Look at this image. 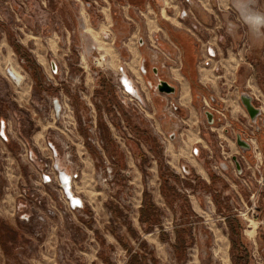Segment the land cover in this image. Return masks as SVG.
Returning <instances> with one entry per match:
<instances>
[{"label": "rangeland", "instance_id": "1", "mask_svg": "<svg viewBox=\"0 0 264 264\" xmlns=\"http://www.w3.org/2000/svg\"><path fill=\"white\" fill-rule=\"evenodd\" d=\"M87 1L94 5L97 11L85 8ZM103 1L105 0H0V112L5 114L6 119H10L12 125L15 123L17 127L20 126L23 135L30 131L31 135L33 131L37 132L51 123L48 98L55 94V88L46 86L50 61H55L60 68L59 75L53 80V83L57 84L56 88L60 86L71 94L73 92L78 94V91L92 92L90 100L95 110L96 107H100L104 115L107 104L104 106L105 98L101 97L100 91H109L110 94L103 96L113 101L114 107L120 109L125 116L124 121L114 123L116 129L112 128L110 134L103 123L97 126L100 128L98 130L104 143L105 156L111 160L113 166L112 180L106 186L96 181L101 158L93 148L88 150L95 166L96 187L103 195L100 203H97L99 200L94 203L89 201L88 204L83 203L84 217L80 218L82 231L78 227H72V231L76 228L78 232L80 231L75 238L84 248V250L80 248L84 255L78 259L77 264H88L86 254L94 252L96 259L89 264H117L118 260L111 257L114 249L126 253L124 264H264V232L263 226L259 224L264 220V198L261 197L264 192H260L254 177L248 172L244 173L241 167V176L247 186L231 173L223 172L222 178L218 174L219 171L209 166L201 151L197 159L207 165L212 186L205 187L193 175L190 176L192 177L190 180L189 177L174 174L164 160L165 142L162 143L163 138L159 136V119H163L162 103L156 99L152 103L149 100L146 116L132 106L118 107L113 90L116 73L112 69V64L108 67L106 65V70H103L92 62L97 52L94 49L95 39L102 37L100 34L102 29L108 31V37H111L113 32L114 36L118 37L115 40V48L121 50L120 54L124 56L118 42L119 38L131 35L145 37V25L143 17L136 12L138 16L132 22L124 19L127 14L123 8L125 0H108L112 6L110 14L113 16V24L100 25L98 29L97 14ZM127 1L137 5L149 2L155 10L157 6L159 7V0ZM250 6L264 11V0H250ZM88 14L91 25L88 23ZM164 27L168 31H174L176 34H172L175 37L181 38L179 43L184 52L190 53L189 56L193 54L185 38L187 31L183 26L171 24ZM244 27L240 34L242 37L239 43L240 50L247 47L246 37H264V29L253 32L247 30V25ZM235 28L234 26L231 34ZM10 48L14 52L18 48V54L24 57L23 60L15 56L16 53L10 51ZM174 51L178 56L179 49L175 47ZM143 52H146L144 48ZM28 61L33 62L38 68L34 71V77L26 69ZM7 67L19 75L20 85L16 86L15 82L7 77L5 74ZM65 68L68 69V73ZM69 71L78 73L69 76ZM148 76L150 75L145 79H148ZM101 82L106 90H102L103 86L99 87ZM142 87L144 88L143 85ZM190 87L194 96L193 101L196 102L200 114L201 104L198 95H204L205 91L195 82H190ZM21 90L25 92L23 95H20ZM13 109L15 114L12 113ZM177 114L180 116L179 110ZM170 120L176 122L171 118ZM177 123L179 129L180 122ZM220 123L217 122L216 126ZM50 130L51 127L47 131ZM165 130L170 131L168 127ZM201 135L209 138V133L204 128H201ZM7 149L10 154L2 153L4 147L0 143V264H29L25 258L36 251V247H33L29 239V234L34 233V223L29 225L18 219V223H13L9 216L1 212L2 201L7 192L14 193L16 197L24 183L21 182L23 177L19 178L17 171L12 170L17 164L19 172L22 167L19 149L14 139ZM212 159L211 163L215 161ZM218 160L215 162L219 164ZM30 175L34 180V175L32 173ZM261 175L264 174L261 172ZM256 177L258 179L257 174ZM16 179H18L16 189H10L15 187ZM159 182L161 186L164 184L165 187L174 189V185H177L175 191L179 197L173 200L172 205L167 202L165 207L159 200ZM229 182L235 186L233 190L230 189ZM196 190L197 193L194 194ZM252 192L258 193L257 215L253 214L251 218L250 214H247L245 219L240 218L243 224L241 231L238 235L230 234L229 237L226 217L238 212L244 213ZM191 194L198 197L200 206L196 208V213L199 216L187 208L189 199L187 197L193 199ZM219 194L223 200L225 199L226 206L217 198ZM147 203L154 206V210L148 213L150 214V218H147V221H150L148 223L144 222L145 215L143 213L140 215V206L145 207ZM248 220L256 223L255 234L251 236L247 234ZM178 231L184 241L183 246L176 244L175 232ZM32 237L36 242L41 240L35 238L33 234Z\"/></svg>", "mask_w": 264, "mask_h": 264}, {"label": "crops", "instance_id": "2", "mask_svg": "<svg viewBox=\"0 0 264 264\" xmlns=\"http://www.w3.org/2000/svg\"><path fill=\"white\" fill-rule=\"evenodd\" d=\"M247 2L250 5V0H247ZM147 3L148 2L143 3L141 8L142 11L140 13H137L132 8L128 9L123 7L126 9L127 13L126 17H124L126 21L132 22L134 18H137L136 16L138 15L143 17V23L145 25L144 32L146 33L145 37H134V35H131L119 38L118 42L120 44V48H122V51L124 52V56L120 54L121 50H116L115 48V40L118 37H115L113 32L111 37L103 39L105 30L102 29L100 32L102 37H96L95 42L103 51L109 65L111 66L112 64V69L116 74L120 69H122L123 73L128 79L132 81L135 80L137 82L135 87L139 95H141V97L146 100L147 107L149 100L152 103L156 99L162 103L163 119H159V136L163 138L162 143L165 142L163 145L166 152L164 157L166 164L171 168L174 174L189 177L190 180L192 178L190 176L193 175L197 177V181L199 180L200 183L202 182L205 187H210L212 186V181L209 175V170L206 167L207 165L197 159V156L201 151L206 157L205 160L209 162V166L212 167V163L218 164L215 161L219 159V164L227 166L225 167V172H227V174L231 173L236 179L240 178L242 184L245 181L241 176L242 170L244 173L248 172V174L252 175L256 182L259 179L261 172L264 174V130L259 128L258 130H255V125L251 124L246 111L239 101V94L243 92V90H241L242 88H248L244 92L252 96L253 103L260 109L258 118L264 120V37H246L248 42L247 47L243 48V50H240L239 43L242 38L240 37V34L243 29H245L244 26L246 24L243 23L239 16L237 0H199V3L195 4L194 2V5L191 8L197 17L209 27V30L201 35V37H192L186 33L185 38L187 39L189 47L193 52V54L190 55L192 57L188 55L190 53L187 54L183 51V49L182 53L179 50V54L177 56L176 52L174 51L175 47L177 46L174 44V42L178 41L179 43L181 38L171 37L169 33L174 34L175 32L165 30L164 26L173 24L183 26L185 30L188 22H179L177 16L179 10L183 7H186L187 5H181V2L177 1L170 3L168 8H163L162 0H159V7L157 6L156 11L155 9L153 10L152 7ZM111 7L110 1L105 0L102 2V6L99 8L100 10H98V14L100 15L101 13L102 17L97 18L96 20V27L98 29L100 28V25L109 23L110 25L113 24V16L110 14ZM251 7L254 8L253 6ZM95 10L97 11V9ZM229 21L235 24L236 28L234 29V32L232 34L230 33L229 35H226L230 37H223L222 40L218 41V43H215L214 37H212L214 35V31L212 29L213 26L218 22L223 25ZM88 23L90 24L89 14ZM247 30L249 31V28ZM152 38L157 39L163 50L171 56V63H169L168 68L164 70V74H162V71L156 70L155 75L158 76L157 78L159 80H164L174 87V93L172 95L160 94L158 92L153 93L146 87L147 81L153 84L156 83L153 68L148 62V42ZM208 41L214 45L216 57L212 61L211 67H203V65L200 63V59L201 55L204 53L203 44ZM143 48L146 50V52H143ZM10 51L13 50L11 49ZM13 53L15 54L14 51ZM141 59H145L148 65L147 75H150L148 76V79H145L147 75L141 76L139 74L138 67ZM51 63H54L55 67L57 68L56 62L50 61V71H52ZM135 67L136 69H134ZM214 68H217V70H214ZM65 70L67 71L66 73H68V69L65 68ZM149 70L151 71L149 72ZM173 71L177 72V74H173L175 73ZM75 73H78V71H71L69 76H73ZM10 74L13 75L11 72ZM139 78L142 82L139 81ZM190 82H195L205 91L204 95H198L200 97L201 104L200 114L198 112L199 110L197 109L198 107L195 104L196 102L193 101L194 96L191 91ZM20 84L21 83L19 82H15L16 86ZM69 90L70 89H68V91ZM65 93L70 98V104L75 117L79 121L81 118H84L86 121L94 122L97 130L100 129L97 126H99L100 123H103L110 134L112 128L116 129L114 123L122 121L118 110L116 112L113 110L112 112L111 110L106 109L105 115L102 113L100 107H96L95 110L94 104L90 100L92 95V92L90 91L84 92L82 97H80L77 93L75 94V92L71 94L70 91L69 93L65 91ZM20 94L23 95L24 92ZM22 98L24 97L22 96ZM167 98L174 99L177 105H179L178 110L181 121L179 123V129L177 130H173L171 128L170 125L172 124V120H170L163 110V103ZM74 99L76 100V104H74ZM211 99H213V101H211ZM204 101L207 103L212 102V105H215L223 113L222 118H219L216 114H213L212 125H208L205 119ZM107 103L108 102L106 100H103V104ZM118 105V107L121 106L120 104ZM108 106L109 105L107 104V108ZM113 107L114 105H111L112 109ZM77 109L79 110L75 112ZM12 113L15 114L14 109L12 110ZM113 113L119 119L114 118ZM201 117H204V122ZM0 120L7 122L6 133H8V142L3 143L0 141L2 147H4V151L2 153L6 155L10 154V152H7V148L8 146L10 147V145H12L13 139L18 146L16 141L17 132L22 137L33 141L35 143V151L39 152L43 147V135L50 127L54 126L51 122L49 125L42 127L37 132L33 131L31 135V131L28 132V134L23 135L20 126L17 127L15 123L12 125L10 123V119H6L5 114H2L1 112ZM164 120H166L167 123L164 124ZM217 122H221L219 126H216ZM251 126L254 127V136L257 142L258 154H253L250 152L242 155L240 149L235 143V133L240 132L236 129H240L245 132V130ZM167 127L170 129L169 132L165 130ZM201 128H204L209 133V138L201 135ZM85 133L86 132L83 128L79 129V134L82 137H84ZM165 133H167V135H165ZM219 144L222 145L223 150H220ZM214 154L216 159L213 157ZM233 156L237 158L240 166L242 167L241 174H237L235 171V167L231 161ZM74 157L76 160L75 162L79 165L81 170L79 179L74 183L75 193L79 198H81L83 202L87 204L88 201L90 203H94V201L97 202L98 200L99 202L97 203H100L101 195L103 194L100 189L96 187L95 166L92 162V157L88 153L87 144H77ZM211 158L215 160L214 161L212 159V161H214L212 163ZM20 160L22 162L20 172L18 164L12 170L14 171L15 169L17 171L19 178L23 177L21 179V182H24L23 186H29L30 189H32L34 188L35 179L32 180V176L30 175L32 173L31 170L28 169L26 163L22 161L21 158ZM256 174L258 175V179ZM24 178H26L27 181ZM16 180L15 187L10 189H16L18 179ZM228 184L230 189L233 190V187L235 186H232L230 182ZM174 186L176 190L177 185ZM43 192L51 197L55 196V193L49 187L43 189ZM195 193H197V190L194 192V194ZM191 195L193 199H190V196L187 197V199L189 198L187 200V208L190 212L196 216H199L196 213V210L200 206L198 197L194 196L193 194ZM159 200L163 202L165 207L167 206L166 196L165 193H162L160 182ZM2 202L3 205L1 207V212L6 216H9L13 223H18L19 221L16 218H13V209L15 203L17 202V195L15 197L14 193L7 192ZM138 212L139 211H137V213ZM254 224L255 227L252 235L255 234L256 229V223L254 222ZM80 230L82 231V229ZM248 231L249 223L247 226V234ZM79 232L77 231V228L73 229L72 237L74 241V247L81 251L80 248L84 250L83 244H79L76 241ZM32 234L36 238L35 228L34 233L29 234V239L31 240L33 247H36V251L26 257L25 261L29 264H54L53 244L56 242L57 238L61 236V233H56L52 229H46L44 236L38 237V239L41 240H38L37 242L32 237ZM81 253L83 256L84 251H81ZM86 256V258L89 260L88 264L92 263L96 259L95 252L94 254L88 253Z\"/></svg>", "mask_w": 264, "mask_h": 264}, {"label": "built area", "instance_id": "3", "mask_svg": "<svg viewBox=\"0 0 264 264\" xmlns=\"http://www.w3.org/2000/svg\"><path fill=\"white\" fill-rule=\"evenodd\" d=\"M172 2L177 1L162 0L163 8H168ZM179 2H181V5L187 6L179 10L177 16L178 21L181 23H184V21L188 22L185 30L189 35L192 37H201V35L209 30V27L197 17L191 8L194 2L197 4L199 0H180ZM87 4L88 6H86ZM90 5V2L86 3L85 8H89ZM125 7L128 9L132 8L136 10L137 13L142 11V9L132 7L127 3ZM234 26L235 24L230 21L223 25L220 22L216 23L212 28L214 31L212 37H214L215 43L222 40L225 35H229ZM108 36V32L105 31L103 39L109 38ZM94 49L97 52L92 62L95 66L106 70V65L108 67L109 63L103 51L96 43ZM203 51L204 53L201 55L200 63L203 67H211V63L216 57L214 45L209 41L205 42L203 44ZM148 54L150 66L157 71L165 70L168 68L169 63H171V56L163 50L161 44L155 38L150 39L148 42ZM82 60L83 57H81V61ZM9 68L10 67H7L5 70ZM214 70H217V68H214ZM138 71L141 76H146L148 74L145 59L140 60ZM150 71L151 70H149V72ZM59 73L60 68L57 67L55 72L50 71L46 77V81L48 82L46 84L47 88H55V94L48 98L50 121L54 126L43 135L42 150L37 153L33 141L22 137L18 132L16 133V141L19 146V157L26 163L28 169H30L34 175L35 184L32 189H27L28 187L23 186L19 191L17 202L14 205L13 215L16 219L25 224L30 225L34 223L36 237L44 236L46 229H52L56 233H61V236L58 237L53 244L54 264H77L78 259L82 257V253L74 247L72 227L82 229L80 218L84 217V202L74 191V183L79 179L81 172L79 165L74 159L77 144H88L100 156L101 165L96 174V181L98 184L106 186L112 180L113 166L111 160L105 156L104 143L94 122L86 121L84 118H81L79 121L74 115L69 96L66 95L65 91L60 86L56 88L57 84L53 83L54 78L59 75ZM157 77L158 76L155 75V84L148 81L146 82L147 89L155 93L157 92L155 87L158 81H160ZM113 83L117 104L125 107L132 106L143 116L147 115V102L137 92L135 87L137 82L135 80L132 81L128 79L122 69H120L119 72L115 74ZM78 95L82 97L83 92L78 91ZM167 99L165 101L164 112L169 118L176 121H172L171 128L177 130V121H181L177 114L178 106L175 100ZM211 101H213V99H211ZM204 109L210 111L212 114H216L218 117H223L222 111L215 105H212V102L207 103L204 101ZM113 110L115 112L117 111L115 107H113ZM6 127L7 122L0 120V141L3 143L8 142ZM257 127L264 130L263 119L258 118ZM80 128H83L86 132L84 137L79 134ZM242 137L249 143L251 148L250 152L258 154L254 127L251 126L246 129L245 132L242 133ZM219 148L223 150L221 144H219ZM222 166L221 164H213L212 169L219 171V176L223 178L222 173L225 172L226 165ZM182 177L184 176L182 175ZM263 182L264 175H259V179L256 183L260 188V192H264ZM244 184L247 186L246 181H244ZM46 187H49L55 193L54 197L43 192V189ZM248 203L249 205L245 206L244 213H237L240 218L245 219L247 214H250L251 218L253 214L257 215L258 193L252 192L248 197ZM259 224L263 226L264 232V221H261ZM111 257L118 260L117 264H124L126 253L120 249H114Z\"/></svg>", "mask_w": 264, "mask_h": 264}, {"label": "trees", "instance_id": "4", "mask_svg": "<svg viewBox=\"0 0 264 264\" xmlns=\"http://www.w3.org/2000/svg\"><path fill=\"white\" fill-rule=\"evenodd\" d=\"M89 1H87L86 3H88ZM125 2L127 3V4H129L130 6H132V7H138V8H142V6H143V4H141V5H137V4H135V3H132V2H129V1H127V0H125ZM148 4L152 7V9L154 10L155 8L153 7V5L151 4V3H149L148 2ZM89 8H91L93 11L95 10V8H94V6L91 4L90 5V7ZM97 16H98V18H100L101 16L99 15V14H97ZM165 28V27H164ZM165 30H166V28H165ZM169 35L171 36V37H175L172 33H169ZM174 42V41H173ZM174 44L177 46V48L180 50V52L182 53V48H181V45H180V43H178V42H174ZM179 44V45H178ZM11 47H13V46H11ZM16 50H17V52H16ZM15 50V53H16V55L18 56V58L19 59H22L23 60V58L24 57H22L20 54H18V48ZM26 69H28L29 70V72L31 73V75L34 77V71L36 70V69H38L37 68V66L33 63V62H30V61H28L27 62V66H26ZM104 87V85L102 84V82L101 83H99V87ZM199 86V85H198ZM102 90H106V88L104 87V88H102ZM101 92V94H102V96L101 97H103V98H105V100L108 102L107 104L109 105L108 106V108L107 109H109V110H111L112 112H113V109L111 108V105H114V102L113 101H111V100H109V98H107V97H105V95H108V94H110L109 93V91L108 92H103V91H100ZM103 92V93H102ZM69 93V92H68ZM103 94H105L104 96H103ZM73 98H75V97H73ZM72 98V99H73ZM74 104H76V100L74 99ZM106 104H104V106H105ZM79 109H77L75 112H77ZM118 111H119V113H120V118L124 121V119H125V116H124V113H121V110L120 109H118ZM114 114V113H113ZM79 115V114H78ZM114 118H116V119H119L115 114H114ZM237 131H240L241 133H244V131H242V130H240V129H236ZM85 136V135H84ZM111 144V143H110ZM111 146V145H110ZM87 149L89 150V149H92L88 144H87ZM175 179H176V177H174ZM183 184V183H182ZM184 185V184H183ZM185 185L187 186V184L185 183ZM161 188H162V191H163V193H165V196H166V201L168 202V203H170V205H172L173 204V200H175V198L176 197H179V194L177 193V191H175V189L173 188V187H165V185L163 184L162 186H161ZM262 198H264V195H262L261 196ZM217 198L218 199H220V203L221 204H223L224 206H226V201H225V199L223 200L222 198H221V195L219 194L218 196H217ZM148 204V203H147ZM150 210H154V206L152 205V204H148V205H145V207H142L141 206V208H140V215L143 213L145 216V219H144V222H150V221H147V218L149 219L150 218V214H148V213H150ZM147 212V213H146ZM139 219H140V217H139ZM226 221H227V228H228V230H229V237H230V234H231V236H234V235H238L239 234V231H241V229H242V227H243V224H242V221H241V219H240V217L237 215V214H235V215H230V216H227L226 217ZM177 233H178V235H177ZM175 234H176V240H177V242H176V244L177 245H179V246H183V244H184V241H183V239L181 238V234L179 233V231L178 232H175Z\"/></svg>", "mask_w": 264, "mask_h": 264}, {"label": "water", "instance_id": "5", "mask_svg": "<svg viewBox=\"0 0 264 264\" xmlns=\"http://www.w3.org/2000/svg\"><path fill=\"white\" fill-rule=\"evenodd\" d=\"M86 6H88V4ZM51 70L52 72H55L56 70L54 63H51ZM153 73L154 74L156 73V69H153ZM155 88H156V91L160 94L172 95L174 93V87H172L170 84H168L164 80L158 81ZM239 101L242 107L244 108V110L246 111L251 124L255 125V130H258L257 119L260 114V109L253 103L252 96H250L248 93L243 91L239 94ZM204 116L207 121V124L212 125L213 124V114L210 111H205ZM235 143L237 147L240 149L242 155H245L246 153L250 152L251 150L250 145L242 137L241 132L235 133ZM231 161L233 162L236 173L241 174V166L237 158L233 156L231 158Z\"/></svg>", "mask_w": 264, "mask_h": 264}, {"label": "clouds", "instance_id": "6", "mask_svg": "<svg viewBox=\"0 0 264 264\" xmlns=\"http://www.w3.org/2000/svg\"><path fill=\"white\" fill-rule=\"evenodd\" d=\"M239 16L249 30L256 32L264 29V11L252 8L247 0H237Z\"/></svg>", "mask_w": 264, "mask_h": 264}, {"label": "bare ground", "instance_id": "7", "mask_svg": "<svg viewBox=\"0 0 264 264\" xmlns=\"http://www.w3.org/2000/svg\"><path fill=\"white\" fill-rule=\"evenodd\" d=\"M108 32V31H107ZM100 42V41H99ZM98 43V42H97ZM109 44V43H108ZM51 47V46H50ZM56 49V48H55ZM106 54V53H105ZM10 70L12 71V74L13 75H9V73H6V75L12 80V81H14V82H19L20 81V78H19V75L15 72V71H13L11 68H10ZM11 76V77H10ZM22 92H23V90H22ZM25 93V92H24ZM21 95V94H20ZM254 227H255V224H254V222L253 221H250L249 222V231H248V233L250 234V235H252V233H253V230H254ZM221 249V248H220ZM220 251V250H219ZM228 263V262H227Z\"/></svg>", "mask_w": 264, "mask_h": 264}, {"label": "flooded vegetation", "instance_id": "8", "mask_svg": "<svg viewBox=\"0 0 264 264\" xmlns=\"http://www.w3.org/2000/svg\"><path fill=\"white\" fill-rule=\"evenodd\" d=\"M10 72L12 73V71H11L10 69L6 70V73H9V75H11ZM173 72H175V71H173ZM173 74H177V72H175V73H173ZM10 77H11V76H10Z\"/></svg>", "mask_w": 264, "mask_h": 264}]
</instances>
